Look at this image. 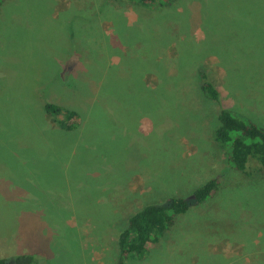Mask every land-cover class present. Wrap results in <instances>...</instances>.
Masks as SVG:
<instances>
[{
  "label": "rangeland",
  "instance_id": "374dc122",
  "mask_svg": "<svg viewBox=\"0 0 264 264\" xmlns=\"http://www.w3.org/2000/svg\"><path fill=\"white\" fill-rule=\"evenodd\" d=\"M5 1L0 259L104 262L131 214L184 198L191 208L169 238L132 264H264V172L233 169L214 137L222 109L264 129V0H180L161 12ZM202 73L218 101L202 93ZM47 103L78 112V127L65 130ZM212 179L218 193L195 203Z\"/></svg>",
  "mask_w": 264,
  "mask_h": 264
},
{
  "label": "trees",
  "instance_id": "16d2710c",
  "mask_svg": "<svg viewBox=\"0 0 264 264\" xmlns=\"http://www.w3.org/2000/svg\"><path fill=\"white\" fill-rule=\"evenodd\" d=\"M135 4L150 11H164L174 8L180 0H110ZM0 0V8L5 3ZM181 3V2H180ZM166 13V12H164ZM162 13L161 15H163ZM201 91L212 101L219 100V91L206 73L200 75ZM134 85V84H133ZM136 87L133 86V88ZM46 112L67 131H74L82 117L78 112L53 103L46 104ZM214 130L215 141L225 150L230 166L236 171L250 174V168L264 172V129L250 120L242 119L222 109ZM220 183L209 180L194 192V202L202 204L219 191ZM191 208V201L173 198L167 205H146L131 214L125 227L117 234L119 261L125 264L132 257L143 258L159 243L161 237L176 225L178 216L185 215ZM39 254H24L12 259H0V264H46Z\"/></svg>",
  "mask_w": 264,
  "mask_h": 264
},
{
  "label": "crops",
  "instance_id": "0c3cea01",
  "mask_svg": "<svg viewBox=\"0 0 264 264\" xmlns=\"http://www.w3.org/2000/svg\"><path fill=\"white\" fill-rule=\"evenodd\" d=\"M176 222H177V220H176ZM163 236H162V238H163ZM164 238L168 239L169 238V235H167V233H166L165 236H164ZM168 243L169 244H173L172 241H170V240L168 241ZM115 247H116V255H114V257H111V254L112 253L110 252L109 253V256L104 258V262H101L102 256H101V254H98L96 256L98 258L97 259V261H98L97 264H118V261H119L118 241H117V244H116ZM179 252H181V251H179ZM132 259H137V257L130 258L129 260L126 261L125 264H132V262H133ZM139 262H141V261H139ZM139 262H137V264H139Z\"/></svg>",
  "mask_w": 264,
  "mask_h": 264
}]
</instances>
